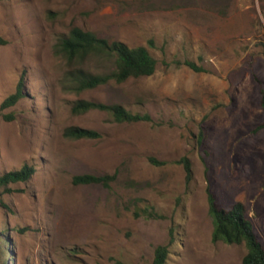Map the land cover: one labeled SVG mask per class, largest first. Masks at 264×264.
I'll list each match as a JSON object with an SVG mask.
<instances>
[{
  "label": "rangeland",
  "instance_id": "1",
  "mask_svg": "<svg viewBox=\"0 0 264 264\" xmlns=\"http://www.w3.org/2000/svg\"><path fill=\"white\" fill-rule=\"evenodd\" d=\"M72 27L146 47L154 74L67 91L53 47ZM263 93L264 0H0V176L34 169L0 187V264H151L159 246L166 264H241L243 244L212 241L207 192L243 204L264 246ZM80 100L150 121L76 113ZM71 127L99 137L67 138Z\"/></svg>",
  "mask_w": 264,
  "mask_h": 264
},
{
  "label": "trees",
  "instance_id": "2",
  "mask_svg": "<svg viewBox=\"0 0 264 264\" xmlns=\"http://www.w3.org/2000/svg\"><path fill=\"white\" fill-rule=\"evenodd\" d=\"M54 54L64 61L65 70L62 74L63 87L73 93H81L95 89L109 83L122 84L130 79H139L154 74L156 70V59L144 46L129 47L122 42L109 41L100 38L95 34L84 31L78 27H72L68 34L55 43ZM93 61L101 65L105 71L98 73L86 69L85 63ZM185 66L194 71L201 69L189 61H184ZM22 83L19 82L17 92L9 96L2 104V107L14 105L21 97ZM260 107L264 117V93L261 98ZM73 111L83 113L89 110H99L111 115L115 123H139L149 122L148 115L133 114L118 104H101L91 101L80 100L73 106ZM264 129L263 122L257 130ZM64 136L71 139H97L99 134L95 131L81 128H67ZM149 162L156 165H163L149 158ZM182 164L186 179H191V167L188 159L182 158L178 161ZM34 169L23 166L20 170L11 171L0 176V187L8 184L28 181ZM113 180L112 176L82 175L74 177L75 184H101L108 186ZM208 212L213 222L212 241L225 244H243L246 253L241 264H264V246L257 239L251 221L246 217L245 207L240 202H233L229 208H222L215 196L207 192ZM1 203V202H0ZM0 240H4L0 236ZM168 246H159L154 252L151 264H166Z\"/></svg>",
  "mask_w": 264,
  "mask_h": 264
}]
</instances>
